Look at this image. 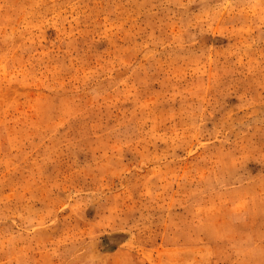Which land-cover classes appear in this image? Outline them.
<instances>
[{"label": "rangeland", "instance_id": "obj_1", "mask_svg": "<svg viewBox=\"0 0 264 264\" xmlns=\"http://www.w3.org/2000/svg\"><path fill=\"white\" fill-rule=\"evenodd\" d=\"M0 264H264V0H0Z\"/></svg>", "mask_w": 264, "mask_h": 264}]
</instances>
